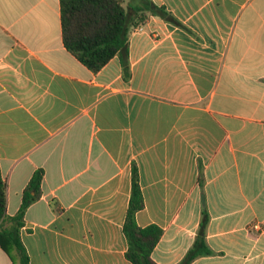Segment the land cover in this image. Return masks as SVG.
<instances>
[{
	"label": "crops",
	"instance_id": "crops-1",
	"mask_svg": "<svg viewBox=\"0 0 264 264\" xmlns=\"http://www.w3.org/2000/svg\"><path fill=\"white\" fill-rule=\"evenodd\" d=\"M152 1L182 25L133 30L126 78L119 55L96 72L67 49L61 0H0L7 215L43 170L21 229L30 264H132L134 166L137 223L164 231L158 264L185 257L203 199L214 254L192 264H264V0ZM13 254L0 245V264Z\"/></svg>",
	"mask_w": 264,
	"mask_h": 264
},
{
	"label": "trees",
	"instance_id": "trees-1",
	"mask_svg": "<svg viewBox=\"0 0 264 264\" xmlns=\"http://www.w3.org/2000/svg\"><path fill=\"white\" fill-rule=\"evenodd\" d=\"M151 15L182 25L165 6L152 0H61L63 40L67 49L94 71L101 70L113 57L121 58L124 74L130 77L129 38L136 28L144 25ZM43 170L35 172L23 193V201L14 216L7 215V183L0 167V245L12 257L14 252L20 264H30V256L21 238L27 208L40 197ZM34 192V193H33ZM145 207L136 166L130 205L124 223L128 241L126 257L132 264H158L152 257L163 229L152 224L142 227L137 213ZM210 214L202 201V217L195 241L178 264H192L201 256L214 254L207 240Z\"/></svg>",
	"mask_w": 264,
	"mask_h": 264
},
{
	"label": "built area",
	"instance_id": "built-area-1",
	"mask_svg": "<svg viewBox=\"0 0 264 264\" xmlns=\"http://www.w3.org/2000/svg\"><path fill=\"white\" fill-rule=\"evenodd\" d=\"M136 29H141V26H140V27H138V28H136ZM255 227H256V228H258V225H255Z\"/></svg>",
	"mask_w": 264,
	"mask_h": 264
}]
</instances>
